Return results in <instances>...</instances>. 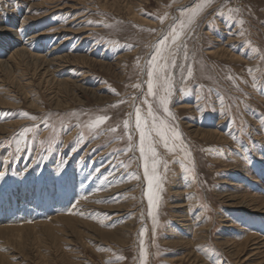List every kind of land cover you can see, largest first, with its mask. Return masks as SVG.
I'll return each instance as SVG.
<instances>
[{"label":"rangeland","instance_id":"rangeland-1","mask_svg":"<svg viewBox=\"0 0 264 264\" xmlns=\"http://www.w3.org/2000/svg\"><path fill=\"white\" fill-rule=\"evenodd\" d=\"M200 3L0 0V61L22 48L71 63L45 80L26 57L0 69V264H264V0H212L182 36L171 116L154 111L183 143L156 146L148 201L135 128L153 101L146 62Z\"/></svg>","mask_w":264,"mask_h":264},{"label":"snow or ice","instance_id":"snow-or-ice-1","mask_svg":"<svg viewBox=\"0 0 264 264\" xmlns=\"http://www.w3.org/2000/svg\"><path fill=\"white\" fill-rule=\"evenodd\" d=\"M212 0H202V3L197 4L194 8L181 10V19L174 22L170 26V30L163 34L162 37L152 46L153 51L151 58L146 62L147 68V96L152 97L153 101L149 102L146 98L143 103L147 105L146 114H144L143 109L140 107L135 108V128L139 132V152L141 159L144 160V177L148 181L149 191L148 201L149 205H152L158 197L154 189H159L158 177L156 175V162L155 157L156 146L162 144L168 151H174L175 145L179 142L182 145V137L178 129L174 126H170L165 119H161L155 114L154 106L157 109H162L166 116H171L169 110L170 97L172 95V90L170 83L172 80V73L170 68L177 67L176 64V52L181 48L185 49V59H187L186 44L182 41V36L185 34L186 30H190L191 25L194 23L196 17L203 11L207 4H210ZM238 11V10H229ZM166 16L159 17L160 22L163 23ZM91 23V22H89ZM243 24V20L240 21ZM181 68L184 66L181 65ZM250 73L252 69L248 70ZM188 77L192 76L191 65L187 66ZM231 79V77H229ZM187 79V77L185 78ZM140 84L134 85L136 88H140ZM255 87V84L253 85ZM115 106V105H114ZM32 120H35V116H29L28 113L22 114ZM131 115V114H130ZM109 119L106 115L96 116L87 124L89 129H96L100 125L104 124L105 121ZM264 123V121H262ZM130 121L124 120L123 126L125 129L129 128ZM45 126L47 123L45 122ZM110 131L115 132L116 128L110 129ZM33 132V128L23 127L19 132V139L16 141L17 147L16 151L20 152L24 149L21 147L23 144L28 147L27 135ZM131 140V136H129ZM153 158L152 169L150 171L148 160ZM4 173L0 172V178H2ZM131 178H137L134 174H130ZM152 213L149 212V215ZM155 219L153 224L155 226ZM140 235H143V230ZM143 244V241H141ZM141 257L143 258L146 253L143 247L140 249Z\"/></svg>","mask_w":264,"mask_h":264},{"label":"bare ground","instance_id":"bare-ground-1","mask_svg":"<svg viewBox=\"0 0 264 264\" xmlns=\"http://www.w3.org/2000/svg\"><path fill=\"white\" fill-rule=\"evenodd\" d=\"M26 1H28V0H26ZM121 2V1H120ZM119 2V3H120ZM42 3V2H41ZM54 3V2H53ZM130 3V2H129ZM49 4V3H48ZM51 4V3H50ZM131 4V3H130ZM126 5V4H125ZM73 22V21H72ZM4 31V30H3ZM12 34H13V32H12ZM10 35V34H9ZM42 34H40V36H41ZM13 36V35H12ZM43 38V37H42ZM14 39V38H13ZM32 39V38H31ZM46 39V38H45ZM17 40V39H16ZM7 42V41H6ZM8 44V43H7ZM9 46V45H8ZM28 46V45H27ZM31 47V46H30ZM26 49H27V47H26ZM46 49V48H45ZM35 50V49H34ZM29 51V50H28ZM54 51V50H53ZM36 52H37V50H36ZM26 57V59H29V61H33L37 66H38V70H39V72L41 73H43V74H41V77H42V79L44 78V80L46 79V76H45V73L46 72H48L49 73V71H43V69L44 68H46L45 66H47V65H49V64H53V65H60V63L61 62H63V63H61L62 65H61V67H62V69L63 68H65L66 66H69V65H65V64H71L70 62H69V60H68V62H67V58H61V57H54L53 59H50V60H44L45 58H42L43 56H40V55H33V54H31V53H27V52H25V50L24 49H17V50H14L11 54H10V56H9V58H8V60L7 61H0V69H2V71L4 70V69H8L10 66H9V62L10 61H14V60H16L15 58L16 57ZM7 59V58H6ZM5 59V60H6ZM72 60V65L74 64V63H78L79 61L81 62V59L80 58H72L71 59ZM22 61V60H21ZM100 64V63H99ZM13 65V64H12ZM22 67V66H21ZM90 67V66H89ZM83 70V69H82ZM2 74V73H1ZM50 77V76H49ZM18 78V77H17ZM70 82L69 81H62V82H59V86H68L69 87V84ZM6 84V83H5ZM72 85H73V83H71ZM33 85V84H32ZM2 87V86H1ZM4 87V86H3ZM2 87V88H3ZM8 88H9V86H8ZM18 95V94H17ZM6 128V127H5ZM1 135V134H0ZM86 202V201H85ZM78 208H80V207H78ZM187 221V220H186ZM64 222H70V220H68V219H64ZM185 222V221H184ZM68 225H72V224H68ZM74 226V225H73ZM36 230V229H35ZM30 233V232H29ZM15 234V233H14ZM197 235V234H196ZM30 239V238H29ZM0 241H2V240H0ZM8 247V246H7Z\"/></svg>","mask_w":264,"mask_h":264}]
</instances>
